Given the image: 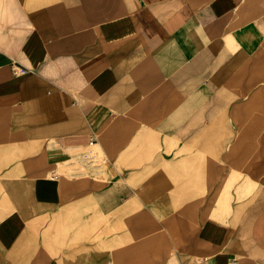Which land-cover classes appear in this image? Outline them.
Listing matches in <instances>:
<instances>
[{
    "label": "crops",
    "instance_id": "1",
    "mask_svg": "<svg viewBox=\"0 0 264 264\" xmlns=\"http://www.w3.org/2000/svg\"><path fill=\"white\" fill-rule=\"evenodd\" d=\"M0 264H264V0H0Z\"/></svg>",
    "mask_w": 264,
    "mask_h": 264
},
{
    "label": "rangeland",
    "instance_id": "2",
    "mask_svg": "<svg viewBox=\"0 0 264 264\" xmlns=\"http://www.w3.org/2000/svg\"><path fill=\"white\" fill-rule=\"evenodd\" d=\"M53 147L51 146V149H52ZM29 152V151H28ZM33 155V163L34 162H36V161H34V157L35 156H37V154H32ZM22 157H24V156H26V154L24 155V153H22V155H21ZM37 162H39V159L37 160ZM65 172H68V171H65ZM65 172H61V173H65ZM34 221V220H33ZM48 221H51V219H49ZM54 221V220H53ZM61 222V225H62V220L60 221ZM52 225V223L49 225V228H50V226ZM60 225V227L58 228L60 231H61V229H62V227H64V226H61ZM54 226V225H53ZM63 230H64V236H66V232L67 231H70V229H66V228H63ZM52 235L51 234H49V237H48V241H49V243H51V244H55V243H60L61 244V241H62V235H56V226L52 229ZM86 237L87 236H79V241L81 240H85L86 239Z\"/></svg>",
    "mask_w": 264,
    "mask_h": 264
},
{
    "label": "bare ground",
    "instance_id": "3",
    "mask_svg": "<svg viewBox=\"0 0 264 264\" xmlns=\"http://www.w3.org/2000/svg\"><path fill=\"white\" fill-rule=\"evenodd\" d=\"M8 125H9V124H8ZM64 129H65V128H64ZM12 130H13V129H12ZM101 219H103V217H102ZM116 222H117V221H116ZM120 222H121V221H120ZM123 223H124V222H123ZM125 223H126V222H125ZM125 223H124V224H125ZM121 224H122V223H121ZM121 224H120V225H121ZM97 228H98V227H97ZM118 228H119V227H118ZM119 230H120V229H119ZM119 230H118V231H119Z\"/></svg>",
    "mask_w": 264,
    "mask_h": 264
}]
</instances>
